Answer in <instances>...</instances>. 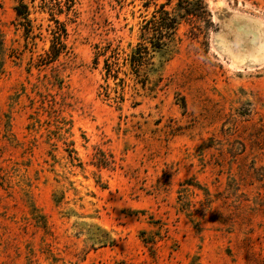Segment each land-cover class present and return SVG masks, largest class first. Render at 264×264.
Here are the masks:
<instances>
[{"label": "rangeland", "instance_id": "374dc122", "mask_svg": "<svg viewBox=\"0 0 264 264\" xmlns=\"http://www.w3.org/2000/svg\"><path fill=\"white\" fill-rule=\"evenodd\" d=\"M165 2L76 0L38 67L53 22L0 0V264H264V0H206L207 53L182 25L137 75Z\"/></svg>", "mask_w": 264, "mask_h": 264}, {"label": "trees", "instance_id": "16d2710c", "mask_svg": "<svg viewBox=\"0 0 264 264\" xmlns=\"http://www.w3.org/2000/svg\"><path fill=\"white\" fill-rule=\"evenodd\" d=\"M118 1L123 3L126 0ZM35 2L37 0H30V3L25 2V0H16L17 5L14 10L26 41H33L37 38L42 40L41 33L34 34V25L31 19V9H34ZM151 4L152 0H145L143 7L146 11L151 7ZM75 5L76 0H40L38 13L48 14L49 21L53 22L54 25H49L47 29L50 44L48 49L44 50V54L39 56L36 66H48L58 62L62 57L70 55V48L67 45L69 34L66 24L61 22L58 17L63 14L68 16L74 13ZM182 25L188 26V38L193 43L199 44V47L207 53L208 36L216 28L206 0H166L165 3L155 4L151 16L146 15L143 18L141 42L135 49H132L128 59L131 68L137 75L154 58V54L161 51L170 55L174 53V49L177 48L180 41L178 33ZM104 52H107V49L100 51L97 56H103ZM111 52L112 55L109 57L116 58L118 55L116 50L113 49Z\"/></svg>", "mask_w": 264, "mask_h": 264}]
</instances>
